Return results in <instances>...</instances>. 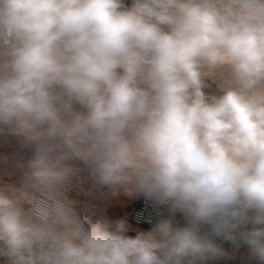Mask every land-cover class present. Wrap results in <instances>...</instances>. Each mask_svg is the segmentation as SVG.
Wrapping results in <instances>:
<instances>
[{"label": "clouds", "instance_id": "clouds-1", "mask_svg": "<svg viewBox=\"0 0 264 264\" xmlns=\"http://www.w3.org/2000/svg\"><path fill=\"white\" fill-rule=\"evenodd\" d=\"M5 130L33 153L0 183L3 264H203L212 237L264 264V0H0ZM82 172L186 226L89 225Z\"/></svg>", "mask_w": 264, "mask_h": 264}, {"label": "rangeland", "instance_id": "rangeland-1", "mask_svg": "<svg viewBox=\"0 0 264 264\" xmlns=\"http://www.w3.org/2000/svg\"><path fill=\"white\" fill-rule=\"evenodd\" d=\"M209 87L204 89L206 93L218 94L215 83L208 81ZM33 149L17 136L8 131L0 132V183L16 184L19 186L22 175L21 166L26 165L31 158ZM67 195L77 202V208L82 218L87 220L89 215L93 219L105 217L109 221L125 220L128 225L130 237H135L141 230L136 229L128 222V214L136 203L137 195H127L122 189L114 194L107 187L95 185L88 177L87 172H82L70 184ZM147 231V230H143Z\"/></svg>", "mask_w": 264, "mask_h": 264}, {"label": "built area", "instance_id": "built-area-1", "mask_svg": "<svg viewBox=\"0 0 264 264\" xmlns=\"http://www.w3.org/2000/svg\"><path fill=\"white\" fill-rule=\"evenodd\" d=\"M126 5L131 4V0H124ZM118 192L116 191L115 194ZM137 195L136 203L132 206L128 214V222L138 230L149 231L159 220L167 218L173 222L176 227L186 226L184 216L179 213L171 212L168 206L158 205L153 200ZM89 224V222L86 221ZM90 225V224H89ZM249 229L251 225H248ZM202 234L208 233L207 226L201 229ZM215 243L223 250V255L208 259L203 264H260V262L251 255L246 245L242 243L237 246L222 237H212ZM0 264H3V258H0ZM199 264V262H198Z\"/></svg>", "mask_w": 264, "mask_h": 264}]
</instances>
